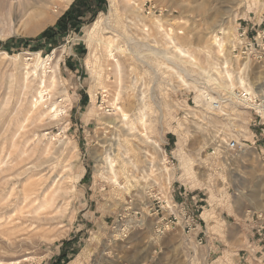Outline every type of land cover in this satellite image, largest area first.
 I'll list each match as a JSON object with an SVG mask.
<instances>
[{"label": "rangeland", "instance_id": "1", "mask_svg": "<svg viewBox=\"0 0 264 264\" xmlns=\"http://www.w3.org/2000/svg\"><path fill=\"white\" fill-rule=\"evenodd\" d=\"M49 1L55 4L48 12L57 11L59 16L44 27L34 26L43 23V17H34L32 24L28 21L31 11L18 22L7 14L0 16V160L7 164L0 165V172L15 164L14 156L20 151L29 167L35 157L41 158L39 152L45 145L58 147L61 143L57 153L42 154L40 173L34 171L37 175L30 180L42 183L46 178L54 184L67 177L62 183L70 195L62 214L56 210L28 213L22 206L16 213L12 206L4 209L0 214V264H238L231 255L223 259L208 256V248L219 245L237 254L264 245V230L258 235L257 222L250 217L251 212L264 211L260 201L264 172L250 174L242 167L259 166L264 171V161L248 162L246 147L236 154L223 149L210 154L217 142L224 147L223 141L245 139V132L252 128L251 114L234 102L223 111L214 110L203 97L226 95L230 83L232 90H243L239 76L247 91L264 96V90L255 91L264 82V61L234 58L231 53L239 23L247 27L249 37L264 29V0H131L136 13L123 11L122 0H103L100 6L97 0ZM71 7L69 18L78 15L82 19L77 29L73 23L65 24L66 28L54 32L53 39L36 40ZM22 13L20 9L19 17ZM153 19L160 20L161 28L190 58L175 54L171 40ZM220 23L226 24L220 29ZM214 35L223 44L221 52L213 43ZM108 38L114 39L111 52L123 66L117 104L129 113L124 128L112 127L102 119L112 115L110 103L119 90L103 44ZM225 60L231 81L223 74ZM55 65L59 86L51 94L64 110L53 124L48 125L44 118L42 124L34 125L28 102L35 99L38 79L47 82ZM25 72L30 73L28 80ZM207 74L219 81L212 84ZM22 81L32 84L22 89L18 85ZM139 111L145 112L147 135L160 150L136 134L127 135L130 127L142 131ZM108 159L117 184L107 167ZM69 163L73 169L65 167ZM8 173L11 171L0 175V203L6 201L13 186L9 182L2 186V177ZM23 177L12 181L15 193ZM50 184L45 185L47 193L52 190ZM247 200L253 202L248 207L247 228L228 232V223L217 221L215 212L224 203ZM203 206L211 213V221L205 219L206 230L219 240L214 244V236L203 242L193 236L196 230L188 232L181 225V208L197 221ZM166 225L167 229L156 233V228Z\"/></svg>", "mask_w": 264, "mask_h": 264}, {"label": "bare ground", "instance_id": "2", "mask_svg": "<svg viewBox=\"0 0 264 264\" xmlns=\"http://www.w3.org/2000/svg\"><path fill=\"white\" fill-rule=\"evenodd\" d=\"M52 1V0H51ZM71 2V0H66V3L67 4H69ZM131 3H133L131 0H122V6H123V11H131V12H133V13H136L135 12V10H133V6H131ZM52 4H55V2L53 3V2H50L49 0H0V16L2 15L3 16V14H7V15H9L10 17V19L11 18H13V21H16V22H18V21H20L21 19L23 20V18L27 15V13L28 12H33V15H31L30 13V15L31 16H28V21H30L31 22V24H32V21L34 20V17L36 18H38V19H40L39 17H43V18H45L46 20H43V23L41 22V26L40 25H37V24H39L40 22H38V23H36V25H34V26H36V27H44V26H46L47 24H49V23H51L53 20H55V18L57 17V16H59L58 14H59V12H57V11H54L53 10V12H52V14H50L49 12H48V10L50 9V7L51 8H53L52 7ZM133 5V4H132ZM135 5V4H134ZM23 10V13L21 14V16L19 17V10ZM52 10V9H51ZM61 13V12H60ZM127 14V13H126ZM137 15V14H136ZM135 15V16H136ZM131 16H132V14H131ZM128 18H129V16H127ZM151 17V16H150ZM2 18V17H1ZM27 18V17H26ZM131 18V17H130ZM133 18V17H132ZM131 18V19H132ZM37 19V20H38ZM130 19V20H131ZM154 21H155V23L157 24V26H158V28H161V25H160V20L159 19H153ZM41 21V20H40ZM132 22H133V19L131 20ZM22 22V21H21ZM23 23H25V21H23ZM18 24V23H17ZM21 24V23H20ZM28 24V23H27ZM224 23H220V25H219V27H220V29H221V26L223 25ZM226 24V23H225ZM224 24V25H225ZM22 25V24H21ZM132 25V24H131ZM24 26H25V24H24ZM26 26H28V25H26ZM26 26H25V28H26ZM218 26V25H217ZM23 27V26H22ZM229 27V26H228ZM227 27V28H228ZM24 28V27H23ZM38 29V28H37ZM40 29V28H39ZM38 29V30H39ZM144 29V28H143ZM143 29H141L140 28V30L143 32ZM34 30V29H33ZM147 30V29H146ZM161 30H163V32H165L164 31V29H162L161 28ZM35 31V30H34ZM226 31V30H225ZM32 32V31H31ZM162 32V33H163ZM227 32H229V31H227ZM224 33V32H223ZM164 35H166V38H167V36H168V34L165 32V33H163ZM227 34V33H226ZM225 35V34H224ZM111 37V36H110ZM168 38L171 40V45H172V47L174 48H172L173 50H174V52H176L175 54L176 55H179V56H181V57H187V58H190V56L187 54V53H185L184 52V50L180 47V46H178V45H176L175 43H174V41L172 40V38H170L169 36H168ZM212 39L214 40V44H216V46H218V49H219V51L221 52L222 51V48H223V44H221L220 43V40L219 39H217V37H216V35H214L213 37H212ZM100 41V40H99ZM112 42H114V39L113 38H108V40H106V42L105 43H103L104 44V47H105V49H107V53H108V56H109V62H110V64H111V66H112V69H113V72H114V74H115V76H114V78H116L117 79V83L115 82V84H117V86H118V88L117 89H119L117 92H115L116 93V95H115V97L113 98V100H112V102L110 103V106H111V109H112V112L113 113H109V114H112V115H110L109 117H103L102 119H104L105 121H106V123L107 124H109V125H111L112 127H118V126H122V125H124V123L123 122H126L127 120H128V118H129V113L127 114L126 112H124L122 109V107H120V106H118V104H117V101L119 100V96H121L120 95V89H121V75H122V72H123V66H122V63L119 61V59L118 58H116L115 56H114V54L111 52V51H113L112 50ZM170 47V46H169ZM172 52V51H171ZM4 54V53H3ZM4 55H6V54H4ZM93 56V55H92ZM38 57V56H37ZM86 63L87 64H90V60L89 59H87L86 60ZM224 67H222V69H224V75H225V77H227V80L229 79L230 80V78H231V73L227 70L228 69V66H227V60H225L224 61ZM35 68V67H34ZM37 68V67H36ZM200 68V67H199ZM206 68V67H205ZM200 69H202V67L200 68ZM207 69V68H206ZM209 69V68H208ZM207 69V70H208ZM27 71H28V69H26ZM32 71V70H31ZM56 71H57V65H55L54 66V68L51 70V74L49 73V78H47L48 80H47V82H46V80L44 79V80H42V78H40V79H38V81L40 82V85L38 84V86H40L39 88L38 87H36V88H38V90H37V92H36V96H35V99H33L32 100V104H30V101L28 102L29 103V105H30V107H29V105L28 106H26V107H29L27 110H28V112H32V116H30L31 117V121H32V123H34V125H35V123L36 122H38V123H40V122H44V121H46V119L48 120V125H51V124H53L57 119H59V117H60V115L62 114V112H63V106L60 104V103H58V102H56V99L54 98V94H51V90L53 89V90H55L56 89V85L58 84V79H57V74H56ZM223 71V70H222ZM34 72V71H33ZM202 72H204L205 73V71L202 69ZM208 72V71H207ZM29 72H25V74L24 75H26L25 77H24V79L26 78V80H28L27 78H29L28 76L30 75V73L28 74ZM42 73V72H41ZM239 73V72H238ZM32 74V73H31ZM219 74H221L220 72H219ZM33 75V74H32ZM40 75V74H39ZM208 75V74H207ZM19 76V75H18ZM35 76V75H34ZM33 76V77H34ZM211 81L210 82H212V84H213V80L214 81H216L215 79H213L210 75H208L207 76ZM222 77H224V76H222ZM21 78H23L22 76H21ZM20 78V79H21ZM18 80V79H17ZM30 81H31V79H29ZM33 80V79H32ZM219 80H217L216 82H218ZM231 81V80H230ZM16 82V81H15ZM18 82V81H17ZM25 82V81H24ZM23 81H22V83L20 82L18 85H20L21 87L22 86H27L28 84H30L29 83V81L27 82V84H25ZM131 83V82H130ZM215 83V82H214ZM238 83H239V85H240V87H243L244 88V90H246L247 91V89L245 88V82H244V79L241 77V76H239L238 77ZM12 84V83H11ZM32 84V83H31ZM216 84H218V86H219V83H216ZM215 85V84H214ZM13 86V85H12ZM29 86V85H28ZM28 86H27V88H28ZM37 86V85H36ZM57 86H59V84L57 85ZM21 87H18L19 88V90L21 91L22 89H27V88H24V87H22V89H20ZM133 87V86H132ZM136 87V86H135ZM220 87L222 88V86H221V83H220ZM228 87V89L226 88V92L227 93H230L231 91H232V88L234 87L233 86V84L232 83H230V85L229 86H227ZM15 88H16V86H15ZM9 89H11L12 90V87L11 88H9ZM32 89H33V86H32ZM115 89V88H114ZM230 89V90H229ZM16 90V89H15ZM18 90V91H19ZM52 90V91H53ZM263 90H264V82H263V84H259V85H257L256 87H255V91L256 92H263ZM14 91V90H13ZM19 91V92H20ZM25 91V90H24ZM24 91H22L23 93H24ZM33 91V90H32ZM34 91H36V90H34ZM33 91V92H34ZM55 92V91H54ZM53 92V93H54ZM35 93V92H34ZM31 94H32V92H31ZM30 94V95H31ZM46 97V98H45ZM203 97H204V99H205V101L206 100H208V104L209 103H211L212 104V102L215 100V98H213V97H211V96H207V95H203ZM261 97V96H260ZM262 98H263V101H262V105L261 106H258L257 107V109H264V96H262ZM123 99V98H122ZM128 99H129V97H128ZM62 101V100H61ZM26 102V101H25ZM141 103V102H140ZM132 105V104H131ZM212 107V106H211ZM26 111V110H25ZM27 114V113H26ZM139 115H137L138 116V121L140 122V124L142 125V127H143V129H142V131H137V130H135V128H133V127H130L128 130H129V133L127 132V135H129V134H136L140 139H142L144 142H146V143H149L151 146H153L154 148L155 147H157V145H156V143L147 135V132H146V127H145V118H146V116H145V112L144 111H139V113H138ZM106 115V114H105ZM136 116V117H137ZM1 117V116H0ZM44 118H46V119H44ZM135 118V117H134ZM101 119V118H100ZM28 120V119H27ZM134 120V119H133ZM37 123V124H38ZM147 123V122H146ZM40 124H42V123H40ZM147 125V124H146ZM39 126V125H38ZM110 126V127H111ZM129 127V126H128ZM135 127V126H134ZM122 128H124L123 126H122ZM126 129V128H125ZM127 130V129H126ZM5 132V131H4ZM4 136V135H3ZM7 136V135H6ZM5 136V137H6ZM25 138L28 136V134H26L25 133ZM34 136V135H33ZM106 136V135H105ZM1 138V137H0ZM33 138V137H32ZM139 139V140H140ZM111 140H112V138H111ZM113 141V140H112ZM112 143V142H111ZM10 144V143H9ZM61 144V143H60ZM60 144L59 145H57L58 147H56V146H54V144H49L48 145V147H46L47 145H45L44 147H43V150L41 151V152H39V153H42V154H44L45 156H46V154H47V157H49L48 156V154L49 153H51L52 152V150L53 151H55L53 154H55V153H57V151H58V149H59V146H60ZM103 144V143H102ZM11 145V144H10ZM9 145V146H10ZM107 145V144H106ZM115 145V144H114ZM112 146H113V144H112ZM61 147H62V145H61ZM60 147V148H61ZM35 148V150L37 149V146L36 147H34ZM102 148V147H101ZM157 148H159V147H157ZM39 149V148H38ZM109 149H111V148H109ZM17 150V149H16ZM34 150V149H33ZM105 150H107V149H105ZM112 150H113V148H112ZM158 150V149H157ZM13 151V150H12ZM64 151V150H63ZM14 152H15V150H14ZM14 152H13V154H14ZM106 152V157H108V153H107V151H105ZM112 151H110V153H111ZM11 153V152H10ZM16 153V152H15ZM61 153V152H60ZM24 155V152L22 151V153H21V151L20 152H18L17 154H16V156H14L15 158L13 159V161L15 162V164L13 163L12 165H11V167H8L5 171H11V173H8V175H5V176H3L2 178L4 179L3 180V182H2V186L3 185H7V183L9 182L10 184H13V186H11V188H10V190L8 189V191H7V193H6V195H7V197H6V201L3 203V202H1L0 204H2L1 206H0V214H2L3 213V211H4V209H6V208H9L10 206H12L13 207V210H14V212H15V210L17 209V208H19L20 206H22L21 207V209H25V208H28V213H36V214H38L39 212H45L46 213V211H48V212H52V211H54V210H56V211H59V212H61L62 210H63V208L65 209L66 208V206H64V205H67V203H65V200H66V198H68L69 197V195H70V192H69V190H67L66 189V187L63 185V183H62V180H64L65 178H67V177H60L61 178V180H60V182H57L58 180H54V182H52V183H54V184H50L51 182H49L48 180L46 181V178H45V174L41 171V173L43 174V176H42V174H41V178H43L44 179V182H42V183H38V181L40 180H33V181H31L30 179L32 178V176L33 175H37V174H34V171H39V169H38V167L40 166V164L38 163V161H40V159L43 157V155L41 154V156H39V158L40 159H38V157H35L36 159L34 160V161H32L33 159V156H35L36 154H35V151H34V155L31 153V155H33V156H30L29 154H27V155H29L30 157H32V158H30L29 157V159H31V163H30V166L28 167V165L29 164H27V163H25V159H23V155ZM65 154V153H64ZM111 154H113V153H111ZM62 155V154H61ZM21 156H23V157H21ZM99 156V155H98ZM50 157H52V156H50ZM54 157V156H53ZM64 157V156H63ZM66 157V156H65ZM64 157V158H65ZM100 157H102V156H100ZM113 157H115L114 155H113ZM25 158V157H24ZM98 158V157H97ZM27 159V158H26ZM29 159H28V161H29ZM49 159V158H48ZM110 159V158H109ZM106 160V161H108L109 162V165L107 164V167H110L109 169V171H111V173H112V175L114 176V179L116 178V176H115V174H114V169H113V163H112V161L111 160ZM115 159V158H114ZM101 160V159H100ZM104 161V160H103ZM30 162V161H29ZM45 162V161H44ZM65 162H68V161H65ZM69 162H71V161H69ZM101 162V161H100ZM9 163H11V162H9ZM97 163V162H96ZM102 163V162H101ZM100 163V164H101ZM53 164V163H52ZM0 165H7L6 164V161H4V160H0ZM99 165V164H98ZM105 166H106V164H104ZM46 166V165H45ZM72 166H74V165H72L71 163H69V164H67V165H65V167H67L68 169H71L72 168ZM47 167V166H46ZM64 168V167H63ZM1 169V168H0ZM4 169V168H3ZM51 169V168H50ZM49 169V170H50ZM62 169V168H61ZM73 169V168H72ZM52 170V169H51ZM55 170V169H54ZM2 171V170H1ZM5 171H2V172H0V175L1 174H3V172H5ZM61 172V171H60ZM96 172H97V170H96ZM98 172H99V170H98ZM39 173H40V171H39ZM50 173V172H49ZM48 173V174H49ZM15 176H14V175ZM48 174H47V176H48ZM62 174V173H61ZM13 175V176H12ZM22 175H24V177H23V180H21V183H20V189H19V191L17 192V193H15L14 192V183H12V181L14 182V180H16V178H18V179H21L20 178V176H22ZM9 176V177H8ZM5 177V178H4ZM38 177H40V174H39V176ZM52 177V176H51ZM50 177V178H51ZM1 178V179H2ZM34 178V177H33ZM66 180V179H65ZM20 181V180H19ZM56 181V182H55ZM16 182V181H15ZM41 182V181H40ZM114 183H116L117 184V182H116V179L113 181ZM1 183V182H0ZM47 183H49L50 184V186H53L51 189V191H50V193H49V190H48V188H47V190H48V193H49V195H47L48 193L45 191V185H47ZM16 184V183H15ZM65 184V183H64ZM1 185V184H0ZM66 185V184H65ZM1 186V187H2ZM116 186H118V187H120L121 185H116ZM3 187H5V186H3ZM120 188H122V187H120ZM124 188V187H123ZM128 193V192H127ZM12 194H14V196H13V198L12 197H10ZM1 195V194H0ZM5 196V195H4ZM4 198V197H3ZM2 201H3V199H2ZM59 201H62L61 202V204L58 206V203H59ZM56 202V203H55ZM262 207V206H261ZM146 209V208H145ZM147 209H148V207H147ZM146 209V210H147ZM145 210V211H146ZM13 211H11V213H12ZM55 212V211H54ZM65 211H63V213H64ZM11 213H9L10 214V216H11ZM16 213V212H15ZM147 213V212H146ZM7 214H8V211H7ZM6 214V215H7ZM18 214V213H17ZM61 214H62V212H61ZM3 217H4V215H2ZM9 216V217H10ZM17 216V215H16ZM59 216V215H58ZM61 216V215H60ZM29 217H31V215L29 216ZM39 217V216H38ZM7 218V217H6ZM11 218H12V216H11ZM19 218V217H18ZM34 218H36V216H34ZM1 219H2V217H1ZM8 219V218H7ZM25 219H26V217H25ZM10 220L11 219H9L8 220V222H10ZM34 220V219H33ZM38 220V219H37ZM65 220V219H64ZM12 221V220H11ZM7 222V221H6ZM6 222H4V226H6L7 225V223ZM6 223V224H5ZM11 223V222H10ZM42 223V222H41ZM158 223V222H157ZM1 225V224H0ZM27 225V224H26ZM4 226H3V224H2V227L1 228H4ZM13 226V225H12ZM48 228V227H47ZM39 229V228H38ZM42 229V228H41ZM4 230H6V227H5V229ZM46 230V229H45ZM156 230V229H155ZM40 237V236H39ZM3 264V263H2ZM13 264V263H12ZM17 264V263H16Z\"/></svg>", "mask_w": 264, "mask_h": 264}, {"label": "built area", "instance_id": "3", "mask_svg": "<svg viewBox=\"0 0 264 264\" xmlns=\"http://www.w3.org/2000/svg\"><path fill=\"white\" fill-rule=\"evenodd\" d=\"M152 14L155 15L154 12H152ZM248 32L249 31L247 27H242L240 23L237 25L236 35L231 45V53L233 57L252 59L255 62L264 61V29L256 31L255 34L250 37ZM262 101L263 98L260 96L258 97V95L253 93V91L250 92L244 89H233L230 93H227L226 95L221 94L217 96V98L212 102V104H210L214 110L223 111L225 106L234 102V104H237L240 108L248 110L250 112V126L253 128H259L260 133L264 134V109H257L258 106L262 105ZM222 115L225 116V113L222 112ZM223 144L225 145L224 147L221 146V143L217 142L216 147L210 148V154H215L217 151H222V149L231 154H236L242 152L245 147L244 141H242L241 139L240 143L234 140H230L228 143H225V141H223ZM160 149L161 148H159V150ZM181 211L182 212H180V214H182L183 217V219L181 220V225L183 230H187L188 232L196 230L198 227L196 217L190 213H187L184 208H181ZM174 220L177 221L176 219ZM253 220L259 223L257 231H263L264 211L255 213L253 216ZM168 227L169 225H166V227H158L156 228V233H161L164 231L163 228L167 229Z\"/></svg>", "mask_w": 264, "mask_h": 264}, {"label": "crops", "instance_id": "4", "mask_svg": "<svg viewBox=\"0 0 264 264\" xmlns=\"http://www.w3.org/2000/svg\"><path fill=\"white\" fill-rule=\"evenodd\" d=\"M241 140L244 141L245 147L248 150L247 151L248 162L249 161L251 162L254 160H257V161L263 160L264 161V134L260 133L259 128H257V127L253 128L252 127V128L247 129V131L245 132V139L241 138ZM242 167L244 169H246V171L250 174L263 173L264 172V171H261V167H259V166L253 167L250 165L243 164ZM261 179H264V178H261ZM262 197L263 196H261V198ZM262 200H260L262 203L261 202H259V203L264 204V197L262 198ZM252 203L253 202L250 200L243 201L240 203H236V202L224 203L221 205L220 210L219 211L217 210V212H215L214 217L217 221L221 222L222 224L228 223V226H227L228 232L230 230H233V229H238V230L243 232V230L247 228V225L245 223L247 221L250 222V220H249V218H247V216H249V212H250L248 210V207H251ZM207 207L209 208L210 205L208 204ZM255 213H257V212H251V214H250L252 221H253V216ZM210 215H211V213L208 212V209L205 210V208L203 206V209L201 208V212H199V218H197L199 227H197L196 231L193 233V236L197 237V238L199 237L201 239V241H203V242H206L209 237L214 236L213 237L214 241L213 240L211 241L212 244H214V242L216 240H218L217 235H213L212 233H208V231L206 230V222L211 221ZM204 216H206V218H204ZM230 221L234 222L233 225H230ZM258 224L259 223H256V225H258ZM254 227H252V228H254ZM256 233L260 236L263 235L262 233H259L257 231V229H256ZM218 242H219V240H218ZM218 244H220V243H218ZM213 246L208 248V250H209L208 256H211V255L216 256L217 255V256H219V258L223 259V258H225L224 255H226V256L231 255V258L233 260L237 261L238 264H240V263L241 264H264V245H262V246L259 245L260 247H252V248L250 247L251 249L245 248L244 251L237 252V254L235 252H230V251L228 252L226 250H223L220 248L219 245L216 248ZM252 250H255L254 254H253ZM226 264H228V261H226Z\"/></svg>", "mask_w": 264, "mask_h": 264}, {"label": "trees", "instance_id": "5", "mask_svg": "<svg viewBox=\"0 0 264 264\" xmlns=\"http://www.w3.org/2000/svg\"><path fill=\"white\" fill-rule=\"evenodd\" d=\"M104 3L103 0H97V4L100 6V4ZM71 11H72V7L68 9V11H66V13L57 21L56 25L52 28H48L46 29L40 36L39 38H37L36 40H41V39H46V40H51L53 39V37L55 36L56 31L60 30L61 28L64 29L66 28L67 25L65 24H72L74 26L75 29L78 28L79 24L81 23V16H76V18H73V20H71L69 18V16L71 15ZM66 21V22H65Z\"/></svg>", "mask_w": 264, "mask_h": 264}]
</instances>
